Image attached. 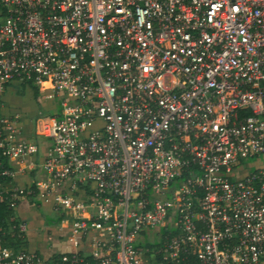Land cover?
<instances>
[{"label":"built area","instance_id":"built-area-1","mask_svg":"<svg viewBox=\"0 0 264 264\" xmlns=\"http://www.w3.org/2000/svg\"><path fill=\"white\" fill-rule=\"evenodd\" d=\"M0 264H264V0H0Z\"/></svg>","mask_w":264,"mask_h":264},{"label":"rangeland","instance_id":"rangeland-1","mask_svg":"<svg viewBox=\"0 0 264 264\" xmlns=\"http://www.w3.org/2000/svg\"><path fill=\"white\" fill-rule=\"evenodd\" d=\"M38 92V90H36ZM29 93L26 91L23 96H20L21 101L28 99ZM263 160V157H259ZM256 157L251 158L250 161H255ZM255 167V166H253ZM28 225V241L31 242L39 251H51L60 250L68 252L74 250L71 242H69L67 233H62L57 230V226L60 222V216L58 213L51 212L46 206L40 207L35 212L30 211L27 214ZM51 235L52 240H47V236Z\"/></svg>","mask_w":264,"mask_h":264},{"label":"crops","instance_id":"crops-1","mask_svg":"<svg viewBox=\"0 0 264 264\" xmlns=\"http://www.w3.org/2000/svg\"><path fill=\"white\" fill-rule=\"evenodd\" d=\"M32 106V101H31V98L29 99V102H28V106ZM38 142H40V144L42 145L41 147H44L43 145L45 144V141L42 137H38ZM30 211H33L35 212L34 209H32L30 206H27L26 204H21L18 208V215L19 217L21 218H24L26 220L27 219V214L30 212ZM30 247L33 248V249H37L32 243H30ZM44 251V250H43ZM45 252V251H44ZM46 253H49V252H46Z\"/></svg>","mask_w":264,"mask_h":264},{"label":"trees","instance_id":"trees-1","mask_svg":"<svg viewBox=\"0 0 264 264\" xmlns=\"http://www.w3.org/2000/svg\"><path fill=\"white\" fill-rule=\"evenodd\" d=\"M2 210H3V208H2ZM4 214L5 215L9 214V211H6ZM4 214H3V212L1 213L2 218L4 217Z\"/></svg>","mask_w":264,"mask_h":264}]
</instances>
